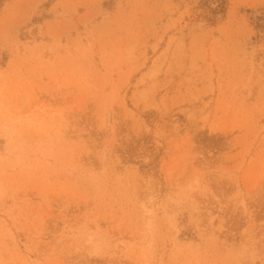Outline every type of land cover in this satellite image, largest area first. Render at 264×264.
<instances>
[{"label":"rangeland","instance_id":"374dc122","mask_svg":"<svg viewBox=\"0 0 264 264\" xmlns=\"http://www.w3.org/2000/svg\"><path fill=\"white\" fill-rule=\"evenodd\" d=\"M0 264H264V0H0Z\"/></svg>","mask_w":264,"mask_h":264},{"label":"trees","instance_id":"16d2710c","mask_svg":"<svg viewBox=\"0 0 264 264\" xmlns=\"http://www.w3.org/2000/svg\"><path fill=\"white\" fill-rule=\"evenodd\" d=\"M260 28V27H259Z\"/></svg>","mask_w":264,"mask_h":264}]
</instances>
